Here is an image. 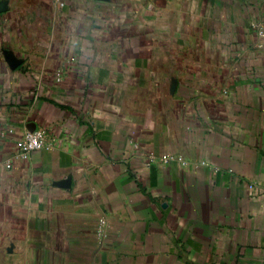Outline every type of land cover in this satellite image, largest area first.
Returning a JSON list of instances; mask_svg holds the SVG:
<instances>
[{
  "label": "crops",
  "instance_id": "obj_1",
  "mask_svg": "<svg viewBox=\"0 0 264 264\" xmlns=\"http://www.w3.org/2000/svg\"><path fill=\"white\" fill-rule=\"evenodd\" d=\"M0 264H264V0H0Z\"/></svg>",
  "mask_w": 264,
  "mask_h": 264
},
{
  "label": "built area",
  "instance_id": "obj_2",
  "mask_svg": "<svg viewBox=\"0 0 264 264\" xmlns=\"http://www.w3.org/2000/svg\"><path fill=\"white\" fill-rule=\"evenodd\" d=\"M52 142L48 140L47 133L41 128H33L27 130L18 143L19 156L24 158L31 151L50 148Z\"/></svg>",
  "mask_w": 264,
  "mask_h": 264
}]
</instances>
